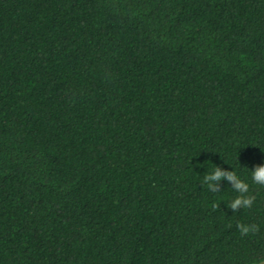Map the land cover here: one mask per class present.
Wrapping results in <instances>:
<instances>
[{
	"label": "trees",
	"instance_id": "16d2710c",
	"mask_svg": "<svg viewBox=\"0 0 264 264\" xmlns=\"http://www.w3.org/2000/svg\"><path fill=\"white\" fill-rule=\"evenodd\" d=\"M258 167L264 0H0V264H258Z\"/></svg>",
	"mask_w": 264,
	"mask_h": 264
},
{
	"label": "clouds",
	"instance_id": "9594fccd",
	"mask_svg": "<svg viewBox=\"0 0 264 264\" xmlns=\"http://www.w3.org/2000/svg\"><path fill=\"white\" fill-rule=\"evenodd\" d=\"M223 179L231 182L235 190L241 193L240 197L236 198L229 204V207L232 210H238L241 207L250 209L253 206L254 197L247 195L250 190L248 183L238 179L235 172L222 171L219 167H215L212 173L205 175L204 183L207 184L210 191L215 193L218 191V187L216 185ZM252 180L255 184L264 187V167H258L254 172H252ZM237 227L241 235H249L259 231L256 225L238 224ZM260 264H264V261H260Z\"/></svg>",
	"mask_w": 264,
	"mask_h": 264
},
{
	"label": "rangeland",
	"instance_id": "374dc122",
	"mask_svg": "<svg viewBox=\"0 0 264 264\" xmlns=\"http://www.w3.org/2000/svg\"><path fill=\"white\" fill-rule=\"evenodd\" d=\"M258 264H260V263H258Z\"/></svg>",
	"mask_w": 264,
	"mask_h": 264
}]
</instances>
